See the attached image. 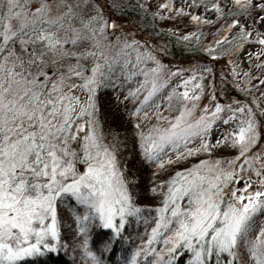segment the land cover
Returning a JSON list of instances; mask_svg holds the SVG:
<instances>
[{"label":"snow or ice","instance_id":"6c2138e0","mask_svg":"<svg viewBox=\"0 0 264 264\" xmlns=\"http://www.w3.org/2000/svg\"><path fill=\"white\" fill-rule=\"evenodd\" d=\"M198 4L203 12L192 11ZM129 6L151 9L143 0H0V264H59L69 250L106 264L97 252L129 241L125 226L142 220L122 264H264V0H162L151 10L212 25L202 50L227 57L233 78L259 93L233 106L210 86L214 103L203 108L212 68L165 72L112 19ZM109 102L133 105L129 128L107 122ZM137 157L141 167L129 169ZM149 194L154 205L141 204ZM98 228L110 231L93 250Z\"/></svg>","mask_w":264,"mask_h":264},{"label":"rangeland","instance_id":"374dc122","mask_svg":"<svg viewBox=\"0 0 264 264\" xmlns=\"http://www.w3.org/2000/svg\"><path fill=\"white\" fill-rule=\"evenodd\" d=\"M138 2V0H136ZM144 3L151 5V9L149 10V13H151V10H154L162 0H143ZM173 2L179 6L180 4H188L191 3V0H173ZM192 11L195 12H203V7L198 4L197 7L193 8ZM205 15L210 19L211 13H205ZM155 18V17H153ZM112 19L115 20L116 24L121 27V30L124 34H127L130 38L132 36H135L139 40L145 41V43L154 51L157 58L162 62V64L165 66L164 71L167 72L170 69L174 68H184L188 69L190 67L195 68L197 71H200L203 67H211L212 72L205 76L202 83L204 85V93L201 97L199 107L203 108V105L205 103L212 104L214 102L209 100V87L213 86L215 87V95H216V101L221 102L223 104H232L235 105V102L243 103V104H249L252 100V94L254 93L256 96H259L258 92H255L253 89H250L248 87V84L244 81H238L233 78L231 75L232 66L228 63L227 57H217L216 59L210 60V56L208 58H172L167 42L156 40L152 37H150L148 34H146L144 31H142V28L140 26H136L132 23L127 22L125 19H117V17L112 16ZM155 22L157 23L158 27L167 32V33H176L172 34L173 37H177V39L188 31H195V32H201L205 33L201 37V40L204 41L203 45H207V41L212 39V31L213 26H203V27H196L195 22H189L188 19L185 17L182 19V21H177L174 18L166 17L163 19L155 18ZM181 41H184L180 39ZM195 39L189 41L190 43H194ZM186 42V41H184ZM205 53V52H204ZM237 63H240L237 61ZM241 68H247L249 65H247V62L245 61L243 64L240 65ZM239 71V69H238ZM253 72H255V69H253ZM190 74V73H188ZM179 76L172 77L171 83L177 84L179 80ZM234 87L236 89V92L242 93L243 95L247 96L246 99H241L237 97L235 94L230 93L228 89L229 87ZM227 86V88H225ZM244 89V90H241ZM264 90V89H262ZM106 96H111V92H107ZM262 101H264V98H261ZM132 104H128L125 106L124 104H121L120 106H115L114 103L109 102L106 106V108H102V112H104V115L106 116L107 122L111 124L113 129L123 130L129 128V117L127 115V112L132 108ZM173 115L175 112L173 111ZM144 124H147L148 121H144ZM215 135H218V133H214ZM121 139H123V136H121ZM264 143V141H262ZM132 145L129 144V149L131 150ZM125 158H129V153H124ZM218 156H224V155H230L227 152H224L223 150H219L217 152ZM200 159H204L205 157L202 155L199 157ZM192 163H195L196 158H190ZM129 169L139 168L141 167L139 163V158L137 157L134 161H130L128 164ZM148 169L147 167H144L141 175V182L142 184H147L149 177L147 176ZM141 204L145 206L154 205V201L151 199L150 194L149 198L142 199L140 201ZM145 216L148 215L147 212L144 213ZM65 219L67 220V215L65 216ZM128 227V233L130 234V241H131V247L135 244H139L140 240V234L144 233L146 230V225L144 224L143 220L139 223L133 221L130 225H127ZM150 227V224L148 225ZM146 238V237H145ZM68 255L74 257L76 260L81 261V257L79 253H73L71 250H69ZM84 264V262H82Z\"/></svg>","mask_w":264,"mask_h":264},{"label":"trees","instance_id":"16d2710c","mask_svg":"<svg viewBox=\"0 0 264 264\" xmlns=\"http://www.w3.org/2000/svg\"><path fill=\"white\" fill-rule=\"evenodd\" d=\"M126 3H136V0H125ZM111 3V0H109V4ZM117 17V19H125L127 22L132 23L136 26H140L142 28V31H144L146 34H148L150 37L167 42L170 54L172 58H208V54L204 53L202 50L201 44H203L204 41L201 39L199 41H195L194 43H190L189 41H181L177 37H173L172 34L167 33L163 30H161L157 23L155 22V18L148 12L145 11H137L135 8L129 6L127 9L121 11H117L114 15ZM211 40V39H210ZM209 40V41H210ZM205 46V45H204ZM207 46V45H206ZM203 57V58H202ZM210 60H213L212 57ZM228 86V85H227ZM227 86L225 88H227ZM229 87V86H228ZM229 92L232 94H235L237 97L241 99H246L247 96L243 95L242 93L236 92V89L234 87H229ZM110 230L98 228L95 229L91 235H92V247L93 250H96V247L98 246V242L106 238L109 235ZM124 235L129 236L128 233V227L125 226L124 229ZM131 241H123L118 239L115 242V245L112 249H110L108 252L101 255L99 252H97V255L100 256L101 260L105 261L106 264H122L123 257L128 254L131 250ZM127 250V251H126ZM75 258L68 255V253L65 255L63 254V251L61 252V257L59 260V264H73V260ZM76 264H82L83 260H76ZM90 264V262H89Z\"/></svg>","mask_w":264,"mask_h":264}]
</instances>
